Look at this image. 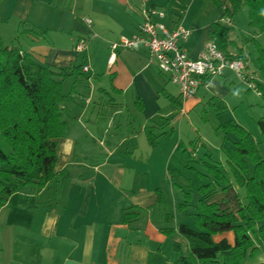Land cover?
<instances>
[{
    "label": "crops",
    "instance_id": "1",
    "mask_svg": "<svg viewBox=\"0 0 264 264\" xmlns=\"http://www.w3.org/2000/svg\"><path fill=\"white\" fill-rule=\"evenodd\" d=\"M145 4L165 8L169 27L179 23L190 31L182 45L193 57L213 39L216 23L229 29L227 53L242 54L247 63L244 47L238 44L250 40L249 31L255 41L264 37L256 28L248 24L245 29L244 22L234 19L238 12L228 0H0V38L9 40L5 46L17 47L35 62L56 70L82 63L89 67L87 73H81L84 78L65 80L68 97L64 107L67 129L70 120L79 126L80 136L92 149L89 158L95 159L80 162L79 168H61L65 177L41 191L26 188L8 199L0 209V264H174L179 256L173 248L175 242L187 254L183 238L167 236L161 230L180 223L193 225V213L169 224L166 211L160 208L167 193L157 203L156 190L162 187L152 184V171L147 168L156 151L169 157L173 151L177 153L178 146L170 142L165 129L179 113H189L213 97L229 108L235 92L229 83L235 78L223 74L195 97L184 100L179 88L159 72L146 48L120 49L110 61L111 44L137 34ZM225 18L230 19L229 24L221 22ZM82 37L88 40L84 56L75 51ZM247 66L264 84L261 73L250 69L249 63ZM146 131L158 137L157 146L148 149L147 159L143 154L137 159V152L145 147ZM78 138L71 137L63 148L65 160L75 156ZM169 190L179 204V194ZM210 200L235 211L246 203L245 191L232 181L227 191ZM125 213L138 217L125 222ZM223 238L234 243L232 232L215 236L216 241ZM263 262L261 248L254 259L247 257L243 264Z\"/></svg>",
    "mask_w": 264,
    "mask_h": 264
},
{
    "label": "trees",
    "instance_id": "2",
    "mask_svg": "<svg viewBox=\"0 0 264 264\" xmlns=\"http://www.w3.org/2000/svg\"><path fill=\"white\" fill-rule=\"evenodd\" d=\"M228 1L235 13L247 7L249 26L264 32V0ZM228 30L216 23L212 38L231 56L226 51ZM256 46L264 83V48L259 43ZM235 57L247 63L242 54ZM83 66L84 63L56 70L35 62L29 53L17 47L5 46L0 38V209L11 196L26 188L41 191L65 177L64 170L57 171L58 143L67 130L64 103L68 95L64 93V82L71 76L84 78ZM257 88L264 101V84L257 81ZM168 98L179 106L177 99L170 95ZM209 104L218 114L227 110L221 99L213 97ZM257 125L264 144V117L257 120ZM219 129L231 144L224 147L226 168L235 185L244 189L246 203L233 211L210 200L214 192L227 191L231 181L225 170L206 163L212 177L210 183L199 188L201 197L191 215L193 225L180 223L176 228L161 230L167 236L178 234L187 242V254L180 243H174L173 248L179 253L174 264H243L244 259L254 257L264 248V158L254 136L243 126L229 120ZM146 137L152 147L157 146V136L146 131ZM194 151L185 150L189 158H193ZM156 193L157 203H162V191L157 189ZM189 200L190 193H185V200L177 210L187 207ZM137 217L136 213H125L124 221ZM166 218L168 223L173 221L170 214ZM228 232L234 234L233 244L226 238L215 240V236Z\"/></svg>",
    "mask_w": 264,
    "mask_h": 264
},
{
    "label": "rangeland",
    "instance_id": "3",
    "mask_svg": "<svg viewBox=\"0 0 264 264\" xmlns=\"http://www.w3.org/2000/svg\"><path fill=\"white\" fill-rule=\"evenodd\" d=\"M234 19L237 22H244L243 27L248 29V8L242 7L238 13L235 14ZM247 33L250 34V38L247 36L250 40L243 45H238L239 47H244V53L248 56L250 69L260 72L257 64L258 51L256 44L259 42L264 44V37L260 38L258 42L251 38L250 31ZM8 41L9 40L4 39L2 42L5 45H8ZM248 63L246 65H248ZM228 73L235 78L232 83H229L235 90L229 100V108H227L224 113L218 114L217 111L211 107L209 101H205L189 113H179L172 121L171 126H168V128L165 129V131L168 132V138H171L170 142L177 144V146L181 145L176 149L177 153L174 154L175 151H173L172 153L174 156L171 153V156L169 157L168 154L165 155L164 152L156 151L154 155L150 157L152 158L150 168H147L152 171V178L150 181L153 185L162 187L160 189L163 195L167 193V200L165 198V201L162 203L163 205L160 204V208H163L162 211H166V216L168 214L172 215L173 221L169 224L177 223L178 216L181 220V215L187 217L189 213L192 214L195 212V207L201 197L199 188L202 185L210 183L209 178L212 177L205 165L206 163L215 164L219 168H222L225 170L224 173L228 176V179L231 182L233 181L231 174L228 172L229 168H226L227 156L224 150V147H228L229 142L226 140L222 129L217 130L218 126L229 120H233L236 123L243 125L244 128L251 132L256 138L259 151L264 158V144L262 143L261 132L257 125V120L264 116V101L256 91L249 89V85L238 77L235 71L226 70L224 76ZM170 86L173 91L176 92L177 88L174 85ZM239 93L241 96L240 98H237ZM78 129L79 126L75 124L73 120L68 122L67 133L63 139L60 140L58 146V171H60L61 168L67 167L79 168L78 165L80 162L83 164L85 161L87 163H90L89 161H95L93 157L89 158L88 155L92 150L90 143L88 141V143H86V139H84L85 141L82 139V136H80L81 133ZM157 134L159 137H164V135H159L158 132ZM71 137H75V139L80 137L78 138V140L80 139V142H78V147L74 154L75 156L65 160V157L67 156L65 155V150H63V148L67 146L68 142H70ZM146 140L147 138L142 140V142H145V147L137 152V159L141 156L139 154L145 155V159L149 157L148 149L152 148V146L149 144L148 140ZM64 143H66V145H64ZM187 149L188 151H191V149L195 150L193 158L188 157V154L185 152ZM169 189H173L179 194L181 197V199L178 200L179 202H177L179 204L184 202L185 193H190L189 205L184 207L182 211H178L177 206L179 204H176L177 198ZM220 192L222 191H216L212 195ZM230 196L232 197L233 195ZM215 198L219 197L216 196ZM158 209L159 207L157 208V211ZM231 209H233V207H231ZM170 250H172V248ZM255 256L251 259H254Z\"/></svg>",
    "mask_w": 264,
    "mask_h": 264
},
{
    "label": "built area",
    "instance_id": "4",
    "mask_svg": "<svg viewBox=\"0 0 264 264\" xmlns=\"http://www.w3.org/2000/svg\"><path fill=\"white\" fill-rule=\"evenodd\" d=\"M141 17L142 21L134 37H123L111 44L110 61L115 59L120 49L146 48L159 72L168 76L169 81L179 88L184 100L195 97L201 88L206 87L212 79L222 77L226 70L235 71L249 85V89L261 96L257 79L247 71V63L235 56H228L214 39L206 44L200 54L193 57L182 45L189 38L190 31L179 23L169 27L165 8L145 4L141 9ZM85 22L92 24L89 18ZM221 22L229 24L230 19L225 18ZM87 50L88 40L82 37L77 41L75 51L84 56ZM88 71L89 67L84 65L82 72Z\"/></svg>",
    "mask_w": 264,
    "mask_h": 264
}]
</instances>
